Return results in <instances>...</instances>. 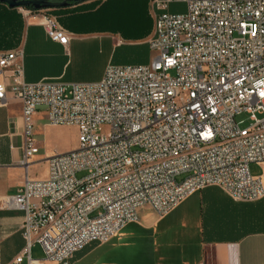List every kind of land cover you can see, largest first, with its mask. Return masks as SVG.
<instances>
[{
    "label": "built area",
    "instance_id": "2783aa9c",
    "mask_svg": "<svg viewBox=\"0 0 264 264\" xmlns=\"http://www.w3.org/2000/svg\"><path fill=\"white\" fill-rule=\"evenodd\" d=\"M181 2L186 12L169 10ZM153 6L160 11L148 38L154 60L110 64L99 81L27 82L23 49L0 53V73L10 79L0 81V105L22 104V163L39 152L40 109L51 125L76 126L79 140L48 159L47 178L27 175L16 193L0 197V210L25 212L27 244L15 262L38 264L31 248L39 243L43 260L72 264L89 243H106L138 222L142 207L163 217L208 186L237 201L264 197L262 178L250 169L264 163V0ZM43 20L52 39L69 44L71 34L54 16ZM242 112L253 120L246 128L236 120Z\"/></svg>",
    "mask_w": 264,
    "mask_h": 264
},
{
    "label": "crops",
    "instance_id": "0c3cea01",
    "mask_svg": "<svg viewBox=\"0 0 264 264\" xmlns=\"http://www.w3.org/2000/svg\"><path fill=\"white\" fill-rule=\"evenodd\" d=\"M51 8L55 15L46 12ZM51 8L20 15V29L14 17V24L6 21L9 26L3 31L0 6V53L23 49L27 82H94L103 78L110 64L151 63L148 38L154 31L155 14L160 12L153 0H85ZM45 14L54 16L71 34L68 45L50 37L43 23ZM0 81L10 79L0 73ZM59 126L48 123L44 109L35 114L39 152L26 166L22 163V104L11 99L0 105V197L16 193L27 175L34 180L47 178L48 159L76 149L54 150L50 145L45 130ZM253 164L258 169L253 175L264 184V163ZM145 208L130 231L123 232L125 227L106 243H89L74 254L72 264H264V197L237 201L212 185L193 192L163 217L150 206ZM24 218L23 210H0V264H28L27 258L15 262L27 244ZM31 256L38 264H55L43 260L39 243L32 245Z\"/></svg>",
    "mask_w": 264,
    "mask_h": 264
},
{
    "label": "rangeland",
    "instance_id": "374dc122",
    "mask_svg": "<svg viewBox=\"0 0 264 264\" xmlns=\"http://www.w3.org/2000/svg\"><path fill=\"white\" fill-rule=\"evenodd\" d=\"M27 9L33 10V9L29 8L28 6H22V7L17 8V11H18L17 14L19 16L24 15V11ZM171 11L177 12V13L186 12L187 11V4L182 3V2L181 3H175V5H172ZM46 12L55 15L53 13L52 8L47 9ZM155 57H156V52L152 51L150 54V59L153 61ZM171 73L173 74V72H171ZM258 116L262 117L261 114H258ZM236 120H237V122H239V124L241 125L242 128H246L253 123V120L251 119V114H249L247 112H242L241 114H238L236 117ZM105 131H107L106 128H105ZM45 132L48 135L50 145L53 147L54 150H56V149H59V150L67 149V148H71V147L78 148V145H79L78 129L72 125H60L59 127L50 128L48 130H45ZM256 167L257 166L255 164H252V166L250 167L252 174H255L258 172V169ZM83 174H84L83 172L78 173V176H82ZM183 177H184V175L178 176V180H181ZM146 209L147 208H145V206L142 207L139 211V214L140 215L143 214V212ZM134 225H135V223L128 224L126 226V228L123 230V232L130 231ZM124 239H127V238L125 237Z\"/></svg>",
    "mask_w": 264,
    "mask_h": 264
},
{
    "label": "water",
    "instance_id": "95a60500",
    "mask_svg": "<svg viewBox=\"0 0 264 264\" xmlns=\"http://www.w3.org/2000/svg\"><path fill=\"white\" fill-rule=\"evenodd\" d=\"M81 1L85 0H0V2L8 4L10 7L33 6L35 10L65 6L71 4L72 2Z\"/></svg>",
    "mask_w": 264,
    "mask_h": 264
},
{
    "label": "trees",
    "instance_id": "16d2710c",
    "mask_svg": "<svg viewBox=\"0 0 264 264\" xmlns=\"http://www.w3.org/2000/svg\"><path fill=\"white\" fill-rule=\"evenodd\" d=\"M78 2H72L71 4H76ZM0 6L2 7V12H1V17H2V30L4 31V29H6V27L8 28V24L6 25L5 22L6 21H10L12 22V24H14V17H17V28L20 29V21H19V15L17 13H15V9L17 7H10L8 4L0 2ZM31 9H35L33 6H28ZM13 27V25H12ZM3 44L6 41L5 40V36H3Z\"/></svg>",
    "mask_w": 264,
    "mask_h": 264
}]
</instances>
